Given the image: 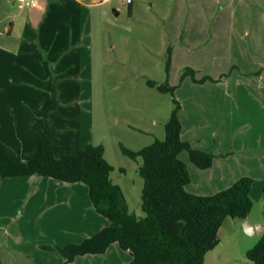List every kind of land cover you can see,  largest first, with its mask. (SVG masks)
<instances>
[{"label":"crops","instance_id":"0c3cea01","mask_svg":"<svg viewBox=\"0 0 264 264\" xmlns=\"http://www.w3.org/2000/svg\"><path fill=\"white\" fill-rule=\"evenodd\" d=\"M213 2L219 17L204 22L200 36L188 33L184 40L190 45L205 42L200 45L204 61L196 68L209 69L206 76L216 81L194 83V87L187 84L179 112L182 140L218 155L210 169L201 170L203 173L193 170L191 161L180 155L191 177L186 189L198 196L227 190L242 177L264 175V0ZM99 4L93 0H39L38 8L19 5V12L6 20L0 31V164L25 163L38 154L46 126L45 111L53 96L59 102L49 115L58 130L55 154L83 149L80 139L71 140L81 137V131L63 134L68 125L62 115L59 82L67 75L71 89L77 96L81 94L82 75L92 67L93 10ZM196 25L192 24L193 32ZM75 105L78 109L77 102ZM64 140L71 145L62 147ZM243 164L252 170V176L237 173ZM193 175L209 182L195 189ZM33 180L40 187L50 186V192L61 197L76 200L79 192H85L82 184L37 176ZM24 182L23 178L0 179V235L6 242L0 243V264H29L25 244L16 246L13 242L12 220L5 222L8 218L20 222L22 216L7 214L13 209L16 194L9 188Z\"/></svg>","mask_w":264,"mask_h":264},{"label":"rangeland","instance_id":"374dc122","mask_svg":"<svg viewBox=\"0 0 264 264\" xmlns=\"http://www.w3.org/2000/svg\"><path fill=\"white\" fill-rule=\"evenodd\" d=\"M127 1L110 0L101 4L102 0H93L100 4L93 10L92 67L82 75L79 96L71 89V79L63 75L59 97L68 125L63 134L81 131V137L71 138L72 142L80 139L83 148L90 144L104 146L105 159L114 167L111 179L122 188L127 209L143 218L144 180L139 173L143 160L129 158L122 148L138 152L165 140L166 125L175 109L174 100L183 103L187 84L194 87L190 77L182 79L185 69H194L199 79L209 73V69L196 68L204 61L200 45L205 42L190 45L184 40L188 33L198 35L200 26L218 18L220 12L211 6L214 0H132L131 8ZM19 5L12 0H0V31L8 18L19 12ZM208 5L211 9H207ZM193 23L197 24L196 32H193ZM170 48L175 55L168 75ZM149 81L157 85L168 82L177 87L175 95L151 88ZM68 141L64 140L62 147L71 145ZM182 155L190 163L189 154ZM190 165L197 173H203ZM237 173L254 174L244 164L237 167ZM246 177L254 181V206L249 220L252 225L264 224V175ZM192 178L195 189L209 182L199 175ZM33 179L26 177L24 183H15L16 188L10 186L9 190L14 189L16 194L13 209H8L7 214L22 217L19 223L9 218L5 222L12 220L13 242L16 246L25 244L29 264H66L62 249L99 234L109 222L93 208L86 185L82 184L85 192H79L75 200L50 192L53 191L50 186L46 187L49 189L40 187ZM244 223L226 219L219 232L220 244L206 256L205 264H252L247 253L263 236L247 235ZM1 239L2 235L0 243L5 245ZM131 261V254L114 244L105 255L78 257L71 264H130Z\"/></svg>","mask_w":264,"mask_h":264},{"label":"trees","instance_id":"16d2710c","mask_svg":"<svg viewBox=\"0 0 264 264\" xmlns=\"http://www.w3.org/2000/svg\"><path fill=\"white\" fill-rule=\"evenodd\" d=\"M171 57L170 48L168 75ZM188 77L200 85L216 82L209 76L198 79L192 68L185 69L182 79ZM148 85L172 96L177 89L168 82L157 85L149 81ZM174 104L164 141H156L138 152L122 148L129 158L143 160L139 168L144 180L143 218L127 209L122 188L111 179L114 167L105 159L104 146L90 144L77 152L55 154L58 130L50 123L49 115L59 106L56 96L50 99L45 111L46 126L38 154L25 163L0 164V179L37 176L88 187L94 209L109 225L99 234L62 249L66 264L82 256L105 255L114 244L131 254L130 264H205L206 256L220 244L219 232L226 219L246 221L249 218L254 206L251 178H241L213 196H198L187 191L191 177L180 155L187 152L191 163L199 170L210 169L218 155L196 149L182 140L179 118L182 106L176 100ZM247 258L252 264H264V234L247 253Z\"/></svg>","mask_w":264,"mask_h":264},{"label":"water","instance_id":"95a60500","mask_svg":"<svg viewBox=\"0 0 264 264\" xmlns=\"http://www.w3.org/2000/svg\"><path fill=\"white\" fill-rule=\"evenodd\" d=\"M244 231L249 236H253L256 234L263 235L264 234V225H262L260 227H254L251 224L249 218H247L245 223H244Z\"/></svg>","mask_w":264,"mask_h":264},{"label":"built area","instance_id":"2783aa9c","mask_svg":"<svg viewBox=\"0 0 264 264\" xmlns=\"http://www.w3.org/2000/svg\"><path fill=\"white\" fill-rule=\"evenodd\" d=\"M110 0H102L103 3L109 2ZM12 2L20 4L25 7H29L31 9L38 8L39 6V0H12ZM128 5L130 6L132 4V0H128Z\"/></svg>","mask_w":264,"mask_h":264}]
</instances>
